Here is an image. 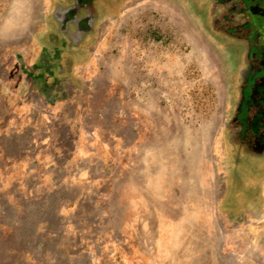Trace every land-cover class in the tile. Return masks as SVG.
<instances>
[{
  "label": "rangeland",
  "instance_id": "374dc122",
  "mask_svg": "<svg viewBox=\"0 0 264 264\" xmlns=\"http://www.w3.org/2000/svg\"><path fill=\"white\" fill-rule=\"evenodd\" d=\"M45 2L3 0L0 56L21 58L40 26L55 33ZM203 4L118 0L67 68L74 105L50 108L41 91L15 114L12 92L0 97V264H263L251 247H219L241 228L219 216L241 48Z\"/></svg>",
  "mask_w": 264,
  "mask_h": 264
},
{
  "label": "flooded vegetation",
  "instance_id": "af4514ba",
  "mask_svg": "<svg viewBox=\"0 0 264 264\" xmlns=\"http://www.w3.org/2000/svg\"><path fill=\"white\" fill-rule=\"evenodd\" d=\"M116 1L51 0L47 21L55 33L48 35L51 51L44 58L48 73L62 77L67 68L69 74L73 72L75 60L88 52V46L98 35L100 16L104 10L112 14ZM198 1L204 3L215 31L231 47L241 48L233 87L236 98L224 131L229 175L223 173L226 182L219 208L223 219L243 224L250 218L246 212H251L244 204L250 197L245 195H256L264 181V37L258 33L259 20L264 18V0ZM42 92L48 100H56L51 91ZM251 183L257 187L246 189Z\"/></svg>",
  "mask_w": 264,
  "mask_h": 264
},
{
  "label": "crops",
  "instance_id": "0c3cea01",
  "mask_svg": "<svg viewBox=\"0 0 264 264\" xmlns=\"http://www.w3.org/2000/svg\"><path fill=\"white\" fill-rule=\"evenodd\" d=\"M46 0H36V2L42 4V8L47 9L49 7V3L45 2ZM3 0H0V10L2 9ZM41 8V9H42ZM1 13V12H0ZM32 12H15L10 11V14H31ZM43 14H47V12H42ZM47 29L44 26H40L38 30L34 33V36L28 44L24 45L22 49V57L17 58H8L0 56V97L3 96L5 91H11L12 95L10 100L6 103V107L15 108L16 113L18 109H21L20 113H24L25 110H28L31 107L37 106L35 100L31 99L30 96L34 95V97H38V91H51V95L53 97L56 96V100L49 101L46 99V105L50 108H58L63 106L62 104H71V101L64 100L62 97L67 93L66 91H80L77 87L72 86V83H69L67 80V76H57L48 73L44 68V58L49 57L51 47L48 44V35ZM2 44V40L0 39V45ZM93 51V50H92ZM19 52V51H18ZM24 64V69L20 65ZM109 63V62H107ZM110 69L109 65L107 64ZM81 70V66L78 68ZM78 72V70H76ZM75 76H76V73ZM73 73V72H72ZM94 76L91 78L92 82L96 83L97 86L102 82H106L108 84L107 90L111 89V84L114 82L110 75H100L98 72H95ZM77 77L80 78L78 74ZM73 79V78H71ZM117 82H124L119 77L115 78ZM83 80V79H82ZM137 80V79H136ZM136 80L134 78H129L128 80V88L126 91H131L133 82L136 84ZM71 81V80H69ZM40 88V89H38ZM46 90H42L45 89ZM137 87H134L133 91L136 90ZM105 89V91H107ZM26 91L25 98H15L17 92ZM93 91H99L98 89H93ZM138 91H142L138 89ZM41 95V94H40ZM2 106L1 98H0V107ZM1 127H2V117L0 115V136H1ZM0 156H2V152L0 150ZM248 187V188H247ZM257 186L251 183L249 186H246V189L254 190ZM260 189L256 195L252 194V196L245 195L250 197L244 200L245 207L250 209L251 212H246V216L250 217L247 223H235L236 226L241 227L240 234L231 238L228 231L225 230V233H221L220 236V244L219 247H251L252 251H256L257 253H262V263L264 264V181L259 186ZM220 205V204H219ZM247 210V209H246ZM220 218H222V214L219 213ZM245 229V230H244ZM249 236V241L246 240ZM211 247V246H204ZM216 247V246H215Z\"/></svg>",
  "mask_w": 264,
  "mask_h": 264
}]
</instances>
